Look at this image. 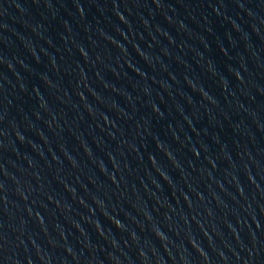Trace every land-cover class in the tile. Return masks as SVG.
Instances as JSON below:
<instances>
[{"label":"water","instance_id":"95a60500","mask_svg":"<svg viewBox=\"0 0 264 264\" xmlns=\"http://www.w3.org/2000/svg\"><path fill=\"white\" fill-rule=\"evenodd\" d=\"M0 264H264V0H0Z\"/></svg>","mask_w":264,"mask_h":264}]
</instances>
